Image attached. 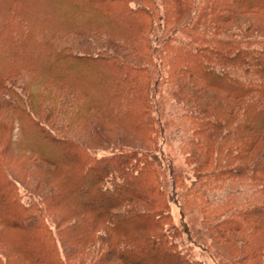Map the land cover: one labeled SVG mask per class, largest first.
Returning <instances> with one entry per match:
<instances>
[{
    "label": "trees",
    "instance_id": "trees-1",
    "mask_svg": "<svg viewBox=\"0 0 264 264\" xmlns=\"http://www.w3.org/2000/svg\"><path fill=\"white\" fill-rule=\"evenodd\" d=\"M0 40V264H202L175 202L232 246L220 264H264V0H0ZM53 90L41 120L32 98Z\"/></svg>",
    "mask_w": 264,
    "mask_h": 264
},
{
    "label": "rangeland",
    "instance_id": "rangeland-1",
    "mask_svg": "<svg viewBox=\"0 0 264 264\" xmlns=\"http://www.w3.org/2000/svg\"><path fill=\"white\" fill-rule=\"evenodd\" d=\"M0 44H2V41L0 40ZM3 59H5V54L2 50V48H0V65H2V61ZM30 60L32 59L31 57L29 58ZM32 65H28L29 67H27L29 70L33 69V70H38L39 72H42V70H39L36 66V64L33 63V60H31ZM36 66V67H35ZM32 71V70H30ZM36 72V71H34ZM23 74V78L24 79H34L33 84H31V87L33 90H36L37 92L44 87V85L46 86V82H45V74L42 73L40 75H37L36 79L35 77L32 76L31 73L27 72V70H25L24 72H22ZM32 76V77H31ZM18 77V76H17ZM20 77V75H19ZM18 77V78H19ZM31 77V78H30ZM21 77L20 79H18L15 83H17L16 85H21L23 84V81ZM54 91L53 93L48 92L47 95H43V93L37 96V97H33L32 98V103L34 106V113L36 112L37 116H40L39 118L41 120L43 119V112L40 113L38 111V108H42V105L44 107V104H47L48 101L45 100L46 97L51 98L50 95L52 96V98L54 97ZM22 92V91H21ZM24 93V92H22ZM53 94V95H52ZM8 95L7 93H2L1 97L6 98ZM14 99V98H13ZM36 110V111H35ZM1 113V112H0ZM23 117L21 116L20 113H15L12 115H8V118L4 121L3 124H10L11 128V140L9 143V150H8V154L9 157L11 158V165L13 168V171L17 172V174L21 177H26L25 174L21 173L22 172V165H23V160L21 159L24 155L28 154L27 152L29 151L27 149V145H26V129L25 126L23 124ZM164 125H165V131L162 135V137H160V142L162 145V148L165 152H167L170 157H172L173 161H174V167L177 168H182L186 166L185 163V158H184V154L181 150V143H180V138L178 136H176L175 134L172 133L171 130V126H170V121H169V117L166 114V116L164 117ZM52 121V119H51ZM49 121V122H51ZM97 126L100 128H104V126L102 125L101 122H96ZM107 128H104L103 133H105V135L107 137H109L113 142H119L120 139H118L116 136L111 137L110 135L107 134L106 132ZM4 131V130H3ZM0 129V133L3 132ZM7 135V133L5 134H0V138L3 136L2 140L5 138V136ZM73 135H75L77 138L79 139H83L86 141H89L91 143L97 141L99 142V140L96 137L91 136L92 134H87L84 132L83 129H79L76 130L75 133H73ZM121 142H123V139H121ZM26 153V154H25ZM30 176V174H29ZM217 195L219 196H225L229 191L226 188H218L214 191ZM235 203H237L238 201H241L238 197H235L234 199ZM244 203V202H243ZM245 204V203H244ZM184 208V209H182ZM171 214H172V218L173 221L176 223H186L188 226V229L190 231V239H186L185 238V245L188 247L189 251L193 252V255L195 258L199 259L202 264H220L219 262V258L221 256V254L223 255V257H225L226 259L228 258H233L236 255L232 252V246L228 245V244H218L215 245V247L219 250L220 254L218 255L215 247H209L208 243H210V239L209 237L203 233L202 229H201V220H202V214L197 210V209H189V208H185L183 206H181L180 203H172L171 204ZM186 236V235H185ZM187 237V236H186ZM227 252H229V254H226ZM222 257V256H221Z\"/></svg>",
    "mask_w": 264,
    "mask_h": 264
}]
</instances>
